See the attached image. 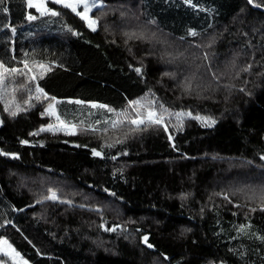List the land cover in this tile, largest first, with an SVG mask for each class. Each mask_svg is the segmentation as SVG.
<instances>
[{
    "label": "trees",
    "instance_id": "1",
    "mask_svg": "<svg viewBox=\"0 0 264 264\" xmlns=\"http://www.w3.org/2000/svg\"><path fill=\"white\" fill-rule=\"evenodd\" d=\"M102 1L95 31L0 5V63L32 69L0 100V239L32 264H264V0ZM148 107L192 115L130 123Z\"/></svg>",
    "mask_w": 264,
    "mask_h": 264
},
{
    "label": "snow or ice",
    "instance_id": "2",
    "mask_svg": "<svg viewBox=\"0 0 264 264\" xmlns=\"http://www.w3.org/2000/svg\"><path fill=\"white\" fill-rule=\"evenodd\" d=\"M53 2L57 3V4H62L65 8H70L72 10V12H74L77 16H79L81 19L87 21V25L90 29H92L93 31L96 30L97 20L89 17L88 13L93 8H103L104 7V5L102 3H98V0H53ZM3 3H4V0H0V5H2ZM249 3H252V0H249ZM28 6L35 8L36 11L39 12L41 15L49 12V10L45 7L44 0H36V2H34V0H28ZM81 6L83 8V11H78L77 9ZM257 6H259V5H257ZM3 10L5 12L8 11V9L6 7ZM50 14L52 16L59 15V13L55 12V11H52ZM28 19L34 20V19H36V16L29 15ZM152 22L154 23V21H152ZM13 31H14V29H13ZM69 31H71V29H69ZM190 35L195 36V35H197V33L192 31V32H190ZM22 63L24 64V68H17V67L9 68L6 65L0 63V100H2L3 97L9 91L8 86L6 85V81L14 84L15 80L13 79V77H15L17 75L23 76V77H28L29 73H32V69L29 68L28 62L22 61ZM34 63L40 69L39 74L41 77L44 75V73L51 71V69L49 67H47L46 65H44L43 63H39V62H34ZM25 69H27V71H25ZM137 71L139 72V69H137ZM36 78L37 77L35 74L31 75V77H30V79L32 81L36 80ZM21 86H23V85H21ZM186 90L187 91L191 90V84L190 83L187 84ZM13 91H14V89H13ZM29 91H31V90H29ZM35 91L38 94L36 97L37 99L39 98V95H43L46 99L48 98L47 94L44 93V90L42 88H40L38 84L35 87ZM30 99H31V97H29V100ZM25 103H28V100H26ZM75 103L80 104L82 102L81 101H75ZM135 103L139 107H144V105H141L139 101H136ZM92 107H97V105L93 104ZM100 107H105V106L101 105ZM48 108L52 111L53 115L56 114L55 108L52 104H49ZM6 110H7V108H6ZM23 110L24 109H22L19 105H17L16 109L14 111L10 112V115L15 116L17 114V112H20ZM108 110L113 111L112 109H108ZM165 113H167V115L170 117L175 116L176 120L180 121V122H182V117H184L186 115L187 116L192 115L191 113H170V112H168L167 109H163L162 112L157 113L151 107H148L146 113H144V114L137 112L135 118L130 119V123L133 125H136L137 128H140L141 126H147L148 124L163 125L165 127V130H167V126L164 123V114ZM121 115L124 116L126 114L121 113ZM192 118L202 120L208 126H212L215 124V121L211 120L209 118H205V117H192ZM56 119L60 123H64L58 115L56 116ZM120 122L121 121H113L112 126L115 127ZM51 127L52 126L49 125V129H51ZM170 139H171V137H170ZM95 154L99 155V153H95ZM261 158L264 159V157H261ZM48 198L55 200L57 198L55 192H53L52 195ZM262 210H264V209H262ZM112 230L114 231L115 229H112ZM144 240H145V242H147V237H144ZM2 243L6 244L7 242L4 241ZM10 247L11 246H9V248ZM149 247H151V245H149ZM0 264H2V262H0Z\"/></svg>",
    "mask_w": 264,
    "mask_h": 264
},
{
    "label": "rangeland",
    "instance_id": "3",
    "mask_svg": "<svg viewBox=\"0 0 264 264\" xmlns=\"http://www.w3.org/2000/svg\"><path fill=\"white\" fill-rule=\"evenodd\" d=\"M49 1H53V0H44V3H45V7L47 8V4ZM34 2H36V0H34ZM98 3H103L102 0H98ZM62 5V4H61ZM48 9V8H47ZM97 9H100V8H93L89 13V17L93 18V19H96L97 20V26H96V29L98 28L99 26V20L93 15V13L97 10ZM78 11H83V8L82 6L79 7L77 9ZM49 13V12H48ZM55 108V115L52 114V111L48 108L47 112L49 114H52L53 116H59V111H58V108H57V105L56 103L52 104ZM111 113V111H109ZM61 119V117H60ZM64 123H60L58 120L54 123V125H52L51 129L50 130H57V131H63V132H66L68 134H76L77 133V128H78V125H76L74 123L73 120L71 121H66L64 120L63 118L61 119ZM105 121H113V115L111 114L109 117H108V120H105ZM98 123V122H97ZM2 122H1V119H0V126H1ZM100 124V123H99ZM97 125V124H96ZM12 208L9 206V205H6V204H0V230L2 228V221H6V219L9 218L10 214L12 213ZM5 240L3 239H0V258H2L1 256H6L7 258H9L11 261L8 263L7 260H0V262H2V264H32L30 261H28L27 259H24L20 254H18L15 250V248L12 246L11 243L7 242L6 244L2 243L4 242ZM9 246H11L9 248ZM7 253V254H6Z\"/></svg>",
    "mask_w": 264,
    "mask_h": 264
},
{
    "label": "water",
    "instance_id": "4",
    "mask_svg": "<svg viewBox=\"0 0 264 264\" xmlns=\"http://www.w3.org/2000/svg\"><path fill=\"white\" fill-rule=\"evenodd\" d=\"M95 153H96V152H94V154H95ZM95 156L102 157V155H100V154H99V155H96V154H95ZM145 244L147 245V242H145ZM150 248L153 249L152 246H151Z\"/></svg>",
    "mask_w": 264,
    "mask_h": 264
}]
</instances>
